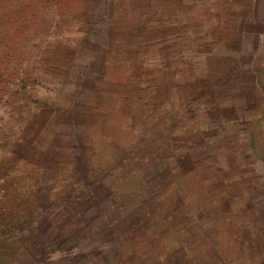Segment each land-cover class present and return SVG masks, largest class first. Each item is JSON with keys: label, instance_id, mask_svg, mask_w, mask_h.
Instances as JSON below:
<instances>
[{"label": "rangeland", "instance_id": "1", "mask_svg": "<svg viewBox=\"0 0 264 264\" xmlns=\"http://www.w3.org/2000/svg\"><path fill=\"white\" fill-rule=\"evenodd\" d=\"M0 264H264V0H0Z\"/></svg>", "mask_w": 264, "mask_h": 264}, {"label": "built area", "instance_id": "2", "mask_svg": "<svg viewBox=\"0 0 264 264\" xmlns=\"http://www.w3.org/2000/svg\"><path fill=\"white\" fill-rule=\"evenodd\" d=\"M7 194V182H6V177L4 176L3 173L0 174V214H2L3 212H5V208H4V204H3V198L6 196ZM3 226H0V230H3ZM3 240V237H0V245L1 242Z\"/></svg>", "mask_w": 264, "mask_h": 264}]
</instances>
